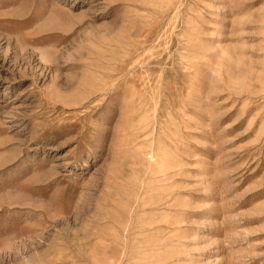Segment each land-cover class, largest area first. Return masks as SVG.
<instances>
[{
    "label": "rangeland",
    "instance_id": "obj_1",
    "mask_svg": "<svg viewBox=\"0 0 264 264\" xmlns=\"http://www.w3.org/2000/svg\"><path fill=\"white\" fill-rule=\"evenodd\" d=\"M0 264H264V0H0Z\"/></svg>",
    "mask_w": 264,
    "mask_h": 264
}]
</instances>
